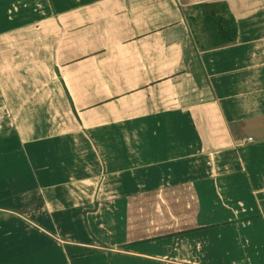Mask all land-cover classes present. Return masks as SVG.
<instances>
[{
    "label": "crops",
    "instance_id": "1",
    "mask_svg": "<svg viewBox=\"0 0 264 264\" xmlns=\"http://www.w3.org/2000/svg\"><path fill=\"white\" fill-rule=\"evenodd\" d=\"M0 264H264V0H0Z\"/></svg>",
    "mask_w": 264,
    "mask_h": 264
},
{
    "label": "trees",
    "instance_id": "2",
    "mask_svg": "<svg viewBox=\"0 0 264 264\" xmlns=\"http://www.w3.org/2000/svg\"><path fill=\"white\" fill-rule=\"evenodd\" d=\"M192 9L197 10L198 15L188 17V21L202 27L195 38L200 46L209 44L213 48H222L237 41L238 24L227 2L204 3ZM202 40H205L204 44Z\"/></svg>",
    "mask_w": 264,
    "mask_h": 264
},
{
    "label": "rangeland",
    "instance_id": "3",
    "mask_svg": "<svg viewBox=\"0 0 264 264\" xmlns=\"http://www.w3.org/2000/svg\"><path fill=\"white\" fill-rule=\"evenodd\" d=\"M189 10L191 11V9H190V8H189ZM186 11H187V10H186ZM192 12H193V11H192ZM192 12H191V13H192ZM55 114H56V113H54V115H55ZM57 117H58V116H57ZM60 117H61V115H60L58 118H60Z\"/></svg>",
    "mask_w": 264,
    "mask_h": 264
}]
</instances>
